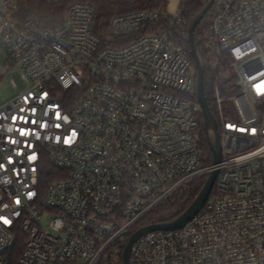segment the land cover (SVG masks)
<instances>
[{
	"label": "built area",
	"instance_id": "1",
	"mask_svg": "<svg viewBox=\"0 0 264 264\" xmlns=\"http://www.w3.org/2000/svg\"><path fill=\"white\" fill-rule=\"evenodd\" d=\"M17 9L0 0L16 89L0 103V264H124L132 233L215 169L202 209L139 237L129 264H264V0H214L201 34L218 163L183 7L117 14L110 42L88 1L57 27Z\"/></svg>",
	"mask_w": 264,
	"mask_h": 264
},
{
	"label": "trees",
	"instance_id": "2",
	"mask_svg": "<svg viewBox=\"0 0 264 264\" xmlns=\"http://www.w3.org/2000/svg\"><path fill=\"white\" fill-rule=\"evenodd\" d=\"M80 0H57L55 2H47L44 0H18V9L16 12L17 18H33L39 24L43 26L57 27L64 18L65 10L70 3ZM92 3L99 12V19L97 27L95 28L99 32L104 40L111 41V34L109 30V20L117 14L127 13L138 9L145 8H157L166 9V0H84ZM186 4L183 7L185 14L188 18L194 17L201 9L206 5L205 0H185ZM210 17V12L202 19L195 30V40L197 48L204 56L203 49L201 47V34L206 27ZM208 65L206 66L205 73V95L210 102L209 93V71ZM53 166H50L46 177L43 180L46 185L55 179L53 175ZM204 179H196L193 181L188 189L183 193L181 192L175 197L171 204L160 208L154 217H160L163 219H173L181 214L186 208L184 206L186 202L190 203L200 191L203 185ZM187 203V204H188ZM189 205V204H188ZM23 235L19 236V239L15 245L16 255L19 254L23 248Z\"/></svg>",
	"mask_w": 264,
	"mask_h": 264
},
{
	"label": "water",
	"instance_id": "3",
	"mask_svg": "<svg viewBox=\"0 0 264 264\" xmlns=\"http://www.w3.org/2000/svg\"><path fill=\"white\" fill-rule=\"evenodd\" d=\"M213 3H214V0H209L207 4L201 9V11H199V13H197L194 17H192L190 21V25H189V42H190L191 54L195 60L196 67H197V97L202 105L203 116L205 119V129L208 134V143L213 152V162L218 163L221 161V158H222L221 144H220L219 135L217 132L216 119L211 111L207 97L205 95L204 60L197 48V44L195 40L196 27L205 17L206 13L212 7ZM217 175H218L217 169L211 172V174L209 175V177L206 179V181L202 185L196 197L192 200V202L188 205V207L177 217L169 221L147 224L145 226L140 227L135 232H133L124 250V264H129L130 252H131L132 246L134 242L139 237H141L143 234L150 232V231H154V230L177 229L183 226L194 215H196L202 209L208 196L210 195L212 188L214 186L215 180L217 178Z\"/></svg>",
	"mask_w": 264,
	"mask_h": 264
},
{
	"label": "rangeland",
	"instance_id": "4",
	"mask_svg": "<svg viewBox=\"0 0 264 264\" xmlns=\"http://www.w3.org/2000/svg\"><path fill=\"white\" fill-rule=\"evenodd\" d=\"M166 9L170 14H175L179 11L181 7H185V0H166ZM211 12V10L209 11ZM8 57L9 53L7 49L0 43V64L2 65L3 69L0 72V103H3L11 98H13L16 94V89L13 87V85L10 82V76H9V70L10 65L8 64ZM216 57H212V59H215ZM195 68H193L192 73L194 74ZM212 158L211 161L212 162ZM185 190H182L183 193ZM192 202V201H191ZM190 202V203H191ZM186 202L184 206L188 203ZM44 223H48L47 218H44Z\"/></svg>",
	"mask_w": 264,
	"mask_h": 264
},
{
	"label": "snow or ice",
	"instance_id": "5",
	"mask_svg": "<svg viewBox=\"0 0 264 264\" xmlns=\"http://www.w3.org/2000/svg\"><path fill=\"white\" fill-rule=\"evenodd\" d=\"M57 127H59V125H57ZM64 142H65V143H68L67 140H65ZM28 159H29V160H35V159H36V156H35V155H32V156L28 157ZM29 195H31V193H29ZM16 203L19 204L20 201L17 200ZM0 219L3 220V224H5V225H9V224L11 223V221H10L9 219H6V218H0Z\"/></svg>",
	"mask_w": 264,
	"mask_h": 264
}]
</instances>
